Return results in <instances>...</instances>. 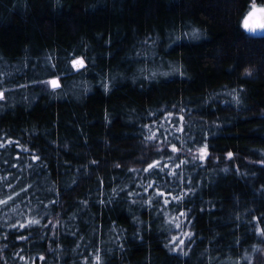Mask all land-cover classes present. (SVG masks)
I'll return each instance as SVG.
<instances>
[{"label": "trees", "instance_id": "obj_1", "mask_svg": "<svg viewBox=\"0 0 264 264\" xmlns=\"http://www.w3.org/2000/svg\"><path fill=\"white\" fill-rule=\"evenodd\" d=\"M255 6L0 0V264H264Z\"/></svg>", "mask_w": 264, "mask_h": 264}, {"label": "water", "instance_id": "obj_2", "mask_svg": "<svg viewBox=\"0 0 264 264\" xmlns=\"http://www.w3.org/2000/svg\"><path fill=\"white\" fill-rule=\"evenodd\" d=\"M243 27L252 35L264 36V7H253L244 18ZM53 81L56 82L55 85L52 83ZM49 84L52 89H57L61 87V80L59 77H55L49 81ZM3 96L4 94L0 93V98H3Z\"/></svg>", "mask_w": 264, "mask_h": 264}, {"label": "rangeland", "instance_id": "obj_3", "mask_svg": "<svg viewBox=\"0 0 264 264\" xmlns=\"http://www.w3.org/2000/svg\"><path fill=\"white\" fill-rule=\"evenodd\" d=\"M78 62H82V64L78 63ZM85 65L84 61L81 58L75 59L73 61V67L75 68V70H79L80 68H82Z\"/></svg>", "mask_w": 264, "mask_h": 264}, {"label": "snow or ice", "instance_id": "obj_4", "mask_svg": "<svg viewBox=\"0 0 264 264\" xmlns=\"http://www.w3.org/2000/svg\"><path fill=\"white\" fill-rule=\"evenodd\" d=\"M245 26L247 27V25H245ZM78 63L82 64V62H78ZM52 83L55 85V83H56V82H55V81H53ZM172 150H173V151H175V150H176V149H175V147H173V149H172ZM152 166H153V165H150V167H152Z\"/></svg>", "mask_w": 264, "mask_h": 264}]
</instances>
